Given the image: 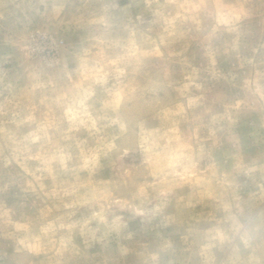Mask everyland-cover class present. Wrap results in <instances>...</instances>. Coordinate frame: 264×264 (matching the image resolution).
Wrapping results in <instances>:
<instances>
[{
	"label": "rangeland",
	"instance_id": "rangeland-1",
	"mask_svg": "<svg viewBox=\"0 0 264 264\" xmlns=\"http://www.w3.org/2000/svg\"><path fill=\"white\" fill-rule=\"evenodd\" d=\"M0 264H264V0H0Z\"/></svg>",
	"mask_w": 264,
	"mask_h": 264
}]
</instances>
